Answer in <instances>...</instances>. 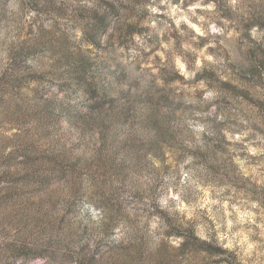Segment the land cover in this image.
I'll list each match as a JSON object with an SVG mask.
<instances>
[{
	"label": "rangeland",
	"instance_id": "obj_1",
	"mask_svg": "<svg viewBox=\"0 0 264 264\" xmlns=\"http://www.w3.org/2000/svg\"><path fill=\"white\" fill-rule=\"evenodd\" d=\"M230 254L264 264V0H0V264Z\"/></svg>",
	"mask_w": 264,
	"mask_h": 264
},
{
	"label": "trees",
	"instance_id": "obj_2",
	"mask_svg": "<svg viewBox=\"0 0 264 264\" xmlns=\"http://www.w3.org/2000/svg\"><path fill=\"white\" fill-rule=\"evenodd\" d=\"M255 24H257V23H255ZM184 245H185V243H184ZM226 263L227 264H236V258L232 254H230V259L227 260Z\"/></svg>",
	"mask_w": 264,
	"mask_h": 264
}]
</instances>
